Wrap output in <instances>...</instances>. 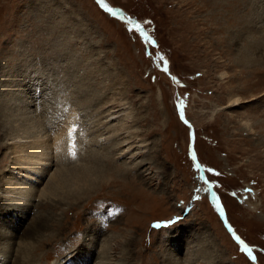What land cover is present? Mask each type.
<instances>
[{"label": "rangeland", "instance_id": "rangeland-1", "mask_svg": "<svg viewBox=\"0 0 264 264\" xmlns=\"http://www.w3.org/2000/svg\"><path fill=\"white\" fill-rule=\"evenodd\" d=\"M263 44L264 0H0V189L12 161L5 139L16 130L1 105L16 94L22 111L12 113L27 117L18 124L51 136L74 124L75 159L109 168L92 175L90 193L26 214L32 259L85 262V246L98 242L110 250L100 259L96 247L91 264H254L225 228L193 152L231 228L264 264ZM233 97L240 105L228 107ZM63 136L62 165L39 189L77 163L67 152L73 136ZM18 212H0V230L17 225ZM50 215L59 227L36 242L32 220Z\"/></svg>", "mask_w": 264, "mask_h": 264}, {"label": "bare ground", "instance_id": "bare-ground-1", "mask_svg": "<svg viewBox=\"0 0 264 264\" xmlns=\"http://www.w3.org/2000/svg\"><path fill=\"white\" fill-rule=\"evenodd\" d=\"M53 12H55V11L53 10ZM252 48H254V46ZM263 48H264V44H263ZM249 56H253L252 51H251ZM252 62H253V58H251L248 62H243V63L240 62L239 64L245 68L244 70H247L248 68H251V69L254 68L251 64ZM254 64H256V63H254ZM248 66H250V67H248ZM10 88H12V87H10ZM6 92H11V91L8 90ZM16 93H17V91H16ZM10 94L12 95V93H10ZM4 96H6V95H4ZM235 97H233V98H235ZM230 100H231V102H229L228 107H232V106L234 107V106L238 105L239 102H241L240 100H238V98L233 99V101H232V99H230ZM22 103H23L22 98L20 99L16 94L15 96L12 97V99L11 98L5 99L4 107H3V105H1L2 112L4 110L3 116L5 118H7L6 116H11V119H10V117H8L9 122L11 120V122H12L11 126L13 127V125H14L16 130L14 129L15 131H13V130L10 131L11 132L10 136H9L10 133L7 132V133H9L8 136H6V138L7 137L8 138L5 139V141L7 140V143L4 144L6 149H7V146H10L9 150H10V154L12 155V161L10 163L11 165H9V169L6 171V173L4 172L5 175L3 178V185L0 189V202L2 203V206L0 208V212L6 211V215H9V218L8 217L7 218L10 220H11L10 217H12V209L13 208L23 209L26 212H18V218H20V219L18 220L19 223L17 225L15 224L16 226L14 225L15 221H10V222H8L9 228L3 229L4 231L0 230V243H2L5 246V249L9 248L8 253L10 254L9 263H7L6 257L4 256L5 253L7 255V252H5V253L0 252V264H42V258H40V260L39 259L33 260L32 256H30V254H32V243L28 242L29 241L28 239H30L29 235L26 234L28 232L27 231L25 232L24 229H22L23 226L21 227V222H23V220H25L26 217L28 216V215L26 216V214L27 213L29 214L30 211H34L35 209H37V207L39 205L43 204V202H45L47 200L57 201L60 204L61 203H67L66 202L67 200L62 196L63 194L68 199L76 200V198H75L76 195H78L80 193H85V194L90 193L91 188L93 187V185H95V184H93V180H91V177H93L92 175L94 173L100 171V170L107 172V170L109 169V168L103 169L101 166H100V168H96L93 165L94 163L91 162L92 159H90V158L89 159L85 158L83 160L84 163H81V164H79L80 160L77 161V159H75L76 155L74 153V150L76 152V148L74 147V143H75L76 128H75L74 124H71V125L67 124L68 125L67 128L65 130L61 129V131L58 132L57 134L55 132H52L53 136L48 134V132L45 134H42V132H43L42 129H37L36 126L31 127L32 125H30V124H28V125L26 124L28 127V128H26L24 126V124L22 125L21 123H19L21 125H20V127H18L19 124L17 121L20 120L21 122H23L22 119L24 117L27 118L25 116L26 113L24 112L25 114L24 113L19 114V112H18V114H14V113H12V109H13L12 106L17 107L16 109L19 111V110H21L20 104H22ZM21 107L25 108L24 106H21ZM255 114H257V112ZM5 121L7 122L6 124H10V123H8L7 120H5ZM25 121H26V119H25ZM16 122H17V125H15ZM245 125H246L245 127H247L250 132H254V131H252L251 127L248 126V123H246ZM11 126H9L10 128L8 127L10 130L12 129ZM51 126H54V125H51ZM255 127L258 129H262L261 123H258V122L255 124ZM49 129H51V128H49ZM68 130L70 132V138H72V136H73V139L70 142V147H69L67 152L69 154H71V156H73L71 158V161H73V162L77 161V163L75 162V164L72 165V167H70L71 166L70 162L67 161L70 158L68 156H66L67 159L65 161L69 163V164L66 163L67 165H70L69 168L67 166L66 168H68V169H66V171H64V169H59L60 171L55 170L56 172L55 173L53 172V175H50V177H49L50 179L48 181L50 183H48L47 187L45 186L42 189H39L38 184L41 183L40 181L42 180V177L44 176V174L49 173L50 166L56 165V163H57L56 167H58L62 162V160H61L62 154H60V153L62 151H64L63 147H64L65 142L61 141V139L64 138L63 135L66 132H68ZM23 139H26V140H23ZM91 143H94L93 140ZM92 145L93 144H91L90 148L92 147ZM95 145H96V143H95ZM258 145L259 146L256 147L258 149L261 147H264V140H263V142H258ZM143 148L144 147L142 146L141 149H143ZM9 150H8V152H9ZM259 153H264V149L262 152L259 151ZM58 155H60V156H58ZM120 155L121 156L125 155V153H121ZM53 157L57 158L58 162H56V160L53 159ZM58 168H60V167H58ZM62 175H63V177H62ZM100 179H101V177H100ZM58 190L61 191V194H56L58 192ZM259 197H260L259 194H257L256 198H259ZM37 198L40 199V200H37L38 202L36 201ZM253 198H255V197H253ZM77 199H78V197H77ZM244 204L245 205L247 204L248 210L250 212H256L257 210L260 209L259 208L260 204L259 203H253L252 198H250L248 201L246 200V202H244ZM14 211H16V210H14ZM39 217H37V218L34 217V219L32 220L33 224L32 225L30 224L31 225L30 226V229H31L30 232L31 233L33 232V234H32L33 236L38 237V239L35 240L36 242L42 238V236L44 235V232L48 231L50 226L52 228H56V227H59V225H60L59 222L57 220H55L53 215H50V217L46 216L44 218V220H42ZM16 218H17V216L14 219H16ZM12 219H13V217H12ZM12 224H13V226H12ZM25 230H26V228H25ZM34 233H36V234L34 235ZM25 234H26V236H25ZM30 236H31V234H30ZM92 242H91V244H92ZM93 243H94V245H92L90 247L85 246V249L89 250L87 252V254H88L87 259H91V255H94V253L97 252V251H95L96 247L102 248L100 254L97 252V256L99 254V258L102 256L103 253L106 254V257L108 256L110 248L108 247L109 249L107 250V246L105 243L104 244L102 243L103 244L102 246L100 245V243L98 244V242H93ZM96 243H97V245H96ZM3 248L4 247H2V249ZM87 259L85 262H83L80 259V256L77 255V256L68 257L64 260H59V261H57V263H54V264H91L90 261L89 262L87 261ZM102 263H104V262H102V261L99 262V260L97 262V260H95V263H93V264H102Z\"/></svg>", "mask_w": 264, "mask_h": 264}, {"label": "water", "instance_id": "water-1", "mask_svg": "<svg viewBox=\"0 0 264 264\" xmlns=\"http://www.w3.org/2000/svg\"><path fill=\"white\" fill-rule=\"evenodd\" d=\"M117 14H119L121 17H122V20L124 22H127L132 29H134L135 31L138 32V34L146 41L147 40V36L145 34V31L142 29V27L140 25H138L137 23H135L134 21H130L129 19H125L123 18L124 16L122 15V13H120L119 11H116ZM194 162L196 164V166H198L199 170H200V174L202 175V180L203 182L206 184V186L208 187L209 189V192L211 194V196L213 197V190H212V187L211 185L205 180V177L203 176V171L201 170V167L199 166V164L196 162V160L194 159ZM219 212L221 214V216H224L223 212H222V209L221 207L219 206ZM227 228L229 229V231L231 232V234L233 235L234 239L239 243V245L241 246V248L244 250L245 254H250V251L249 249L240 242L239 238L235 235V233L228 227V225H226ZM250 258L253 260V262H255L254 258L250 256Z\"/></svg>", "mask_w": 264, "mask_h": 264}]
</instances>
